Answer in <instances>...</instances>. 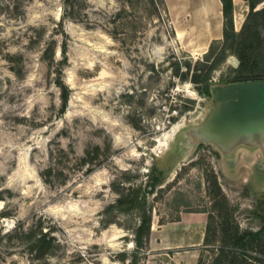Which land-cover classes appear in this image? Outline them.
Wrapping results in <instances>:
<instances>
[{
    "label": "rangeland",
    "instance_id": "rangeland-1",
    "mask_svg": "<svg viewBox=\"0 0 264 264\" xmlns=\"http://www.w3.org/2000/svg\"><path fill=\"white\" fill-rule=\"evenodd\" d=\"M196 5L0 0V231L21 222L29 235H0V264H130L143 215L151 231L138 264H210L223 221L264 226V152L226 155L189 133L216 104L200 76L224 45L189 51ZM224 55L211 88L239 78V52ZM130 192L135 206L122 211Z\"/></svg>",
    "mask_w": 264,
    "mask_h": 264
},
{
    "label": "trees",
    "instance_id": "trees-1",
    "mask_svg": "<svg viewBox=\"0 0 264 264\" xmlns=\"http://www.w3.org/2000/svg\"><path fill=\"white\" fill-rule=\"evenodd\" d=\"M223 4V36L224 45L220 52L215 55L213 60L204 68L201 81L207 83L206 90H211L209 83L211 82L212 72L217 66L224 60V52L227 47L235 49L239 52V58L241 60L240 75L234 82L258 80V78H249L250 74L264 73V49L260 46L259 41L261 39V30L264 26V7L258 9L257 6L264 2V0H246L248 1L250 11L247 15L245 23L242 28V32L238 33L234 27V15H233V0H221ZM10 56V54H8ZM208 53L206 57H209ZM253 59L254 63L248 64L249 60ZM16 73H19L17 69H14ZM243 75V76H242ZM241 76V77H240ZM62 99L66 103L68 99V91L64 89ZM223 203L227 206V199L224 197ZM117 206L122 211H130L135 206V198L132 193L123 194L117 199ZM214 217L211 216L207 224V230L204 237V244L209 245L214 240L216 229L214 226ZM222 235L219 239L221 245L214 247L215 257L210 264H264V257L253 256L249 250H256L260 254L264 255V226L259 230L242 229L238 223L233 222L230 225L226 224V221L221 223ZM23 225L21 222H17L12 229L6 231H0L2 238H17L24 240L29 235L23 231ZM32 229V228H31ZM151 231V218L147 215H143L141 221L135 232V243L137 250L134 254L133 260L130 264H138L137 254L138 250L143 249L145 243L150 236ZM34 232V230H32ZM47 233V232H46ZM45 233V234H46ZM41 240V241H40ZM45 241V238L43 239ZM42 242V239L39 238ZM198 264H206L203 258H200Z\"/></svg>",
    "mask_w": 264,
    "mask_h": 264
},
{
    "label": "water",
    "instance_id": "water-1",
    "mask_svg": "<svg viewBox=\"0 0 264 264\" xmlns=\"http://www.w3.org/2000/svg\"><path fill=\"white\" fill-rule=\"evenodd\" d=\"M216 104L206 118L190 130L195 142H213L224 154L242 146L264 152V79L212 82Z\"/></svg>",
    "mask_w": 264,
    "mask_h": 264
},
{
    "label": "bare ground",
    "instance_id": "bare-ground-1",
    "mask_svg": "<svg viewBox=\"0 0 264 264\" xmlns=\"http://www.w3.org/2000/svg\"><path fill=\"white\" fill-rule=\"evenodd\" d=\"M202 7H198L197 5L194 7V16L199 19L200 23L202 24V27H193L192 29L196 32V35L193 34L191 37V41L186 42L188 43L189 51L192 54H202L207 51V48L209 46V38L214 37L215 31L213 30L211 24H210V8L208 5V0H201ZM201 8V9H200ZM177 38L180 41H187V35L185 34L184 30L180 27L177 28Z\"/></svg>",
    "mask_w": 264,
    "mask_h": 264
},
{
    "label": "crops",
    "instance_id": "crops-1",
    "mask_svg": "<svg viewBox=\"0 0 264 264\" xmlns=\"http://www.w3.org/2000/svg\"><path fill=\"white\" fill-rule=\"evenodd\" d=\"M187 1L191 3L196 2V0H187ZM208 1L209 2L207 6L210 8L209 18L211 19L209 22L213 30L215 31L214 37H212V39L210 40V43H211L213 40L219 39L223 36L224 16H223V4L221 0H208ZM233 5H234V9H233L234 24H235V27H239L241 26L245 16L249 12V4H248V1L246 0H233ZM190 13L193 14L194 12L190 11ZM191 18H192L191 26H193L195 22H194L192 15H191Z\"/></svg>",
    "mask_w": 264,
    "mask_h": 264
}]
</instances>
